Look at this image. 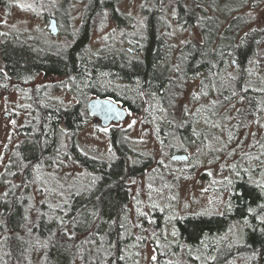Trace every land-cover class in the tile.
<instances>
[{
	"label": "trees",
	"instance_id": "trees-1",
	"mask_svg": "<svg viewBox=\"0 0 264 264\" xmlns=\"http://www.w3.org/2000/svg\"><path fill=\"white\" fill-rule=\"evenodd\" d=\"M67 1L55 16L60 22L70 20ZM84 1L80 24L62 26L69 43L58 51L12 37L0 43L16 82L30 84L41 74L60 78L28 90L32 119L20 128L22 138L0 171V264L126 262L127 248L138 239L130 213L131 182L154 172L155 158L137 149L129 129L119 124L110 126L112 158L80 148L75 132L92 116L87 100L93 96L113 98L143 114L173 153H189L198 145L218 161L237 151L234 168L243 177L230 184L233 206L222 213L177 217L176 250L180 259L195 264H264V182L247 163L252 154H264V29L243 33L251 20L240 12L261 0H239L235 7L218 0H144V27L133 38L128 34L135 32L134 18L117 9V0ZM108 17L118 22L120 40L111 39L92 54L88 47L96 19ZM173 19L183 29L198 28L200 39L179 45L168 40ZM193 81L197 87L183 101ZM62 88L77 101L64 105L50 97L49 89ZM249 127L253 140L246 144ZM69 152L85 170L80 178L73 176V186L71 172H65L72 165L64 161ZM194 156L189 153L188 159ZM160 211L156 208L159 216ZM240 220L248 221L240 240L225 239L202 260L192 255L191 247L231 231ZM169 260L170 251L158 250L159 264Z\"/></svg>",
	"mask_w": 264,
	"mask_h": 264
},
{
	"label": "rangeland",
	"instance_id": "rangeland-1",
	"mask_svg": "<svg viewBox=\"0 0 264 264\" xmlns=\"http://www.w3.org/2000/svg\"><path fill=\"white\" fill-rule=\"evenodd\" d=\"M67 2L70 20L68 22L64 18L65 20L61 19L60 22L56 17L60 30L67 23H71L74 27L78 26L86 8L84 0H68ZM218 2L229 4L230 7L241 4L239 0H218ZM143 4L144 0H117V9L134 18L135 32L128 34V37L133 38L137 34L136 30L141 31L144 27ZM63 5L62 0H9L7 3L0 4V43L12 37L19 42L34 44L36 48L41 47V44L52 45L58 49L63 48L69 43V39L61 33L53 35L47 28L48 17L56 16ZM240 12L246 13L251 20L243 29V33L253 28L264 29V0L257 5H247ZM102 22V19H96L94 33L88 47V51L92 54H98L111 39L116 42L122 35L116 20L108 17ZM125 31L130 33L131 29L127 27ZM193 38L200 39L198 28L183 29L173 19L168 40L179 45ZM123 41L117 44L123 45ZM125 46L130 47L129 44ZM260 53L264 61V42L260 47ZM0 72L4 76V80L0 82L1 171L3 163L8 161L10 152L22 138L20 128L29 124L32 119V101L27 93L28 90L36 86L56 83L60 78L46 77L41 74L36 78V82L30 84L16 82L9 76L1 50ZM22 84L25 86H21ZM196 87L197 81L191 82L189 92L183 101L190 99V92ZM49 94L51 98L64 105H72L77 101L76 96L64 88L49 89ZM118 124L129 129V136L137 149L146 154H152L155 158L153 165L155 171L142 174L131 182L133 192L130 213L134 225L132 229L137 233L138 239L127 248L124 264H159L156 261L158 250L172 253V260L162 264H195L185 257L179 258L181 250H176L178 248H176L178 244L176 219L195 213H222L233 206L229 196L230 184L239 176L237 168H234L237 167V151L233 152L231 158L222 157L218 161H211L206 155V150L195 145L191 147L189 153H197V156L190 160H174L173 152L163 145L156 134L155 125L150 124L143 114L136 115L129 110V117ZM110 126L103 127L94 116L87 117L75 132L80 148L98 158H112L115 152L112 149ZM252 130L253 127H249L246 144L252 143ZM74 160L73 152H69L68 157L64 159L65 163L72 162V165L65 166V172L69 170L72 174V178L68 181L72 186L74 185L73 176L80 178L85 174L84 168L75 164ZM158 161H162L164 166L158 167ZM247 163L255 176L262 174L264 182V154H252ZM239 177L242 178L243 175ZM156 208L162 211L160 213L162 215H157ZM247 222V220L237 221L231 231L207 236L202 246L190 248L192 255L202 260L210 247L219 246L225 239L240 240L243 236V227Z\"/></svg>",
	"mask_w": 264,
	"mask_h": 264
},
{
	"label": "water",
	"instance_id": "water-1",
	"mask_svg": "<svg viewBox=\"0 0 264 264\" xmlns=\"http://www.w3.org/2000/svg\"><path fill=\"white\" fill-rule=\"evenodd\" d=\"M48 27L53 34L59 32L55 17L50 19ZM233 64H235V61H233ZM87 108L89 113L96 117L103 127H108L113 123L118 124L129 117L128 107L110 97L93 96L87 100ZM188 157V153L175 152L172 154L174 160H186Z\"/></svg>",
	"mask_w": 264,
	"mask_h": 264
},
{
	"label": "bare ground",
	"instance_id": "bare-ground-1",
	"mask_svg": "<svg viewBox=\"0 0 264 264\" xmlns=\"http://www.w3.org/2000/svg\"><path fill=\"white\" fill-rule=\"evenodd\" d=\"M15 40H16V39H15ZM16 41H17V40H16ZM41 45H42L41 47H38L39 50H47V49H52V50H54V51H55V50H56V51L59 50L58 48H55V46H52V45H49V46H48L47 44H41ZM177 153H178V152H177ZM180 153H187V152H180ZM188 154H189V153H188ZM188 158H189V157H188ZM188 158H187V159H188ZM187 159H186V160H187ZM124 263H125V262H124ZM124 263H123V264H124Z\"/></svg>",
	"mask_w": 264,
	"mask_h": 264
},
{
	"label": "flooded vegetation",
	"instance_id": "flooded-vegetation-1",
	"mask_svg": "<svg viewBox=\"0 0 264 264\" xmlns=\"http://www.w3.org/2000/svg\"><path fill=\"white\" fill-rule=\"evenodd\" d=\"M52 17H55L54 15H52V16H50V17H48V19H49V21H50V19L52 18ZM56 18V17H55ZM57 19V18H56ZM58 23V22H57ZM59 27V26H58ZM47 28H48V30H49V27L47 26ZM49 32H50V30H49ZM60 33V29H59V32L57 33V34H53V35H58ZM27 43V42H26ZM30 44V43H29ZM32 45H34V44H32ZM35 46V45H34Z\"/></svg>",
	"mask_w": 264,
	"mask_h": 264
},
{
	"label": "snow or ice",
	"instance_id": "snow-or-ice-1",
	"mask_svg": "<svg viewBox=\"0 0 264 264\" xmlns=\"http://www.w3.org/2000/svg\"><path fill=\"white\" fill-rule=\"evenodd\" d=\"M153 259H155V257H153Z\"/></svg>",
	"mask_w": 264,
	"mask_h": 264
}]
</instances>
